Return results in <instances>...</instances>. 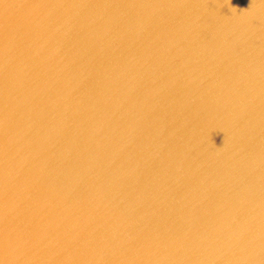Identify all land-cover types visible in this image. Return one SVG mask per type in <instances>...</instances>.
Returning a JSON list of instances; mask_svg holds the SVG:
<instances>
[{
	"label": "water",
	"instance_id": "obj_1",
	"mask_svg": "<svg viewBox=\"0 0 264 264\" xmlns=\"http://www.w3.org/2000/svg\"><path fill=\"white\" fill-rule=\"evenodd\" d=\"M0 264H264V0H0Z\"/></svg>",
	"mask_w": 264,
	"mask_h": 264
}]
</instances>
